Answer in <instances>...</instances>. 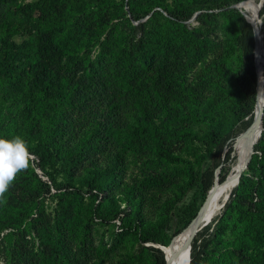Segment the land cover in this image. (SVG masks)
Here are the masks:
<instances>
[{
    "label": "rangeland",
    "instance_id": "rangeland-1",
    "mask_svg": "<svg viewBox=\"0 0 264 264\" xmlns=\"http://www.w3.org/2000/svg\"><path fill=\"white\" fill-rule=\"evenodd\" d=\"M156 1L151 3L152 9L149 13L145 12V8L135 7L136 12L142 14L141 21L149 19L154 10H162L163 7L157 6ZM161 1L169 9L179 7L188 10L191 13L190 19L186 21L188 33L199 38H211L217 44L206 49L204 56L200 54L193 58L188 57L189 51L185 47H175L170 58L166 60L169 70L174 73L169 84L170 91H158L159 75L154 72L159 69L158 63L154 67L141 68L146 82L145 88L151 89L155 95L153 101L159 102L170 111L171 122L175 121L172 128L193 135L190 149L186 148L185 137L172 135L170 132L158 135L154 131L165 114L151 107L149 117L145 116L139 104L142 100L133 92L128 74L120 73L123 71V60L119 49L124 38L128 42L123 53V59H126L127 53L132 49L131 43L142 34L138 30L133 39L130 37L139 21L131 13L127 0H123V3L122 0H75L76 3L71 7L63 0H17L4 5L5 8L0 5L7 25L12 27L6 29L10 31V38L20 46L24 45L21 55L26 58L20 64L22 68H26L27 61L36 54V34L38 27H42V21L51 18H60L63 21L60 37L56 38L59 49L57 62L60 63L63 75L72 83L77 99L76 107L66 108L63 112L67 123L63 124V131L56 136L62 147L48 170L51 174L41 171L37 165V155L29 151V167L17 174L3 199H0L2 217H16L25 207L33 209L30 217H39L42 213L52 242L41 244L38 234L40 226L28 224L30 218L26 220L21 216L24 220L21 224L18 223L19 227L0 229V264H36L44 255L43 252L48 255L53 244L61 247L60 254L53 255L46 264H153L154 253L148 247L157 246L156 241L146 240L151 236L152 229L157 226V235L171 238L182 231L186 222L198 215L211 189H203V175L187 190L182 200L172 209H167V203L178 191L177 186L187 183L189 179L186 169L188 164L156 161L154 151L160 147L169 148L188 160L194 159L191 151L204 153L207 159L201 173L214 170L216 174L218 168L221 173L228 163L225 162L226 157L220 159L219 155H214L210 141L201 140L217 129L215 125L218 120L224 121L226 131L235 132L246 119L242 111V93L235 81L241 65L238 46L235 50L230 49L221 55L225 43H236L233 34L235 21L220 16L215 21L218 24L212 26L202 16L207 9L193 0ZM243 6L246 14V6ZM224 10V7L217 8L215 12ZM263 10L264 8L260 16L264 29ZM119 11L126 13L130 21L120 17L117 13ZM165 23L164 29L167 32L175 31L173 25L167 21ZM262 51L264 52V44ZM156 56L160 59L159 54ZM214 64L219 67V71ZM125 66L127 67L126 62ZM180 66L183 67L181 70ZM95 70H101L102 77L94 74ZM93 75H96L95 78ZM81 93L83 95L78 98ZM86 95L90 96L85 98ZM224 95L226 96L222 105L217 108V113L207 114L199 107L207 103L213 105L215 100ZM18 103L0 92V131L19 120L22 108ZM144 129L149 130L147 134H144ZM244 129L239 130L238 134L242 135ZM0 138H3L1 132ZM247 142L248 140L245 144ZM78 152L83 154L80 156ZM72 154L79 158L68 170L67 165ZM90 166H109L114 170L112 181L95 201L90 193L79 197L76 189L70 191L73 187H67L68 181L78 187L79 180ZM32 169L50 183L49 193L42 191L40 182L31 175ZM244 171V176L252 177L253 171L249 168ZM154 175L159 176V181H146ZM113 195L123 199L121 208L127 209L130 216L125 218V214H116L113 211ZM64 209H68L67 215L62 213ZM223 210L224 208L209 222L211 229ZM134 211L139 213L138 220L133 225L138 234L135 237L127 235L122 239L118 236V231L123 230L124 225L129 227L128 220ZM57 217L62 222L61 234L58 236L60 242H57L58 237L55 234ZM88 221L91 224L86 228ZM83 227L86 230L80 237L77 233H81ZM224 238H231V232L227 231ZM216 259L217 264H222L218 256Z\"/></svg>",
    "mask_w": 264,
    "mask_h": 264
},
{
    "label": "trees",
    "instance_id": "trees-1",
    "mask_svg": "<svg viewBox=\"0 0 264 264\" xmlns=\"http://www.w3.org/2000/svg\"><path fill=\"white\" fill-rule=\"evenodd\" d=\"M153 1L127 0L131 13L139 21L138 25L133 28V35L130 34V37L133 39L134 33L138 30L142 34L131 43L132 49L127 53L126 59H123V53L126 51L128 42L123 37L124 41L119 49V55L123 60V71L120 73L126 72L128 74L133 92L142 100L139 104L142 106L145 116L149 117L151 107L159 109L165 114V117L161 119V123L156 125L154 131L158 135L163 132H170L172 135L185 137L186 148L190 149L189 144L194 140L193 135L190 132L175 131L172 128V124L175 121L171 122L172 115L170 111H168L167 107H162L159 102L155 103L153 101L155 95L151 89L145 88L146 82L142 77L144 75L141 72V68L154 67L158 63L159 69L157 71L156 69L154 70L159 75L158 91L160 93H163L165 89L170 91L171 87L169 84L174 73L169 70L170 66L166 64V60L170 58V54L173 53L172 51L175 50V47H185L189 51L188 57L193 58L199 57L200 54L204 56L206 49H210L213 45L217 46V44L211 38H199L188 33L186 21L190 19L191 13L179 7L173 9L164 7L161 0H157L156 4L163 7L162 10H154L149 19L141 21L142 14L137 13L135 7L145 8V12L149 13L152 9L150 5ZM244 1L246 0H193V2L207 9V11L202 13V16L210 25L216 26L218 23H215V21L220 16L232 18L235 21L233 34L236 43H225L221 55H224L230 49L235 50L236 46H238L240 51L241 65L236 73L235 81L239 91L242 93V111L246 119L241 122V127L238 131L245 129L242 135L238 134V131H226L224 121L218 120L215 125L217 129L212 131V133L209 132L206 135L207 138L205 137L206 139L203 138L201 140L211 142L210 144L214 148V155H219L220 159L226 157L225 162L228 163L217 176L214 170L201 173L203 164L207 159L204 153L191 151L194 159L188 160L181 154H175L169 148L160 147L155 149L154 156L156 161H164L166 164H188L186 169L189 179L187 183L177 186L178 191L175 193L174 198L167 203V209H172L175 204L182 200L187 190L194 186L202 175L203 178L201 180L204 183L203 189L205 191H208L213 186L214 181L215 184L226 181L231 172L233 162L244 146L245 135L253 123L257 112V104L255 106L257 99L256 85L258 89L260 72L256 54V30L243 13L245 7L241 5L238 10L237 7L232 6ZM15 2L17 0H0V5L5 8L4 5ZM63 2L69 7L76 3L75 0H63ZM223 7L225 8L224 11L215 12V9ZM263 8L264 3L261 11ZM209 9H213V11H208ZM117 13L120 17L130 21L126 13L120 11ZM4 16L5 14L0 11V25L2 27L0 31V92L4 95L6 94L8 99L18 101V105L22 108V114L18 121H14V125L11 127L5 126L0 132L3 138L22 137L26 141L29 151L37 155V165L41 171L44 174H51L48 170L59 155V148L62 147L56 136L63 131V124L67 123L63 112L66 108L77 106V99L74 95L75 89L72 87V83L68 82L67 77L63 75L60 63L57 62L59 49L56 38L60 37L59 32L62 29L61 22L63 21L60 18L42 21V27H38L36 34V54L27 61V67L22 68L20 64L23 58H26L25 55H21L24 45L20 46L17 42L12 41L9 36L10 31L6 30L12 27L7 25L8 22ZM165 21L173 25V30L175 31L167 32L164 29ZM22 40H24V34ZM27 42L28 40L25 45ZM156 54L160 55V59ZM214 65L219 71V67L216 64ZM182 68L180 66L179 70ZM93 73L100 74L101 77L103 75L101 70L98 72L95 70ZM95 76L93 75V78ZM82 95L83 93L79 94L78 98H81ZM89 96L86 95L85 98ZM225 96L215 100L213 105L207 103L199 107L204 109L207 114L217 113V108L222 105ZM143 131L145 132L144 134H147L149 130L144 129ZM261 134L259 143L254 146L255 152L248 165L249 170L253 171L252 177L244 176L245 171L242 173L239 184L226 202L223 213L217 223L212 229V225L209 223L196 235L193 241L190 264H217V256L222 264H264V146L262 145L264 143V130ZM259 153L261 156H259ZM78 154L83 153L78 152ZM72 155L67 165L68 170L73 167V164L79 158L76 154ZM113 172V167L100 168L98 166H90L87 167L84 177L79 180L78 187L72 185L71 181H68L67 187H73L70 191L76 189L79 197H84L85 193H90V196L95 201L99 198L101 192L104 191L107 184L112 181ZM31 175L40 182L43 192L49 193L51 191L50 183L47 180H43L35 172V169L31 170ZM146 181H159V176H151ZM84 188H86L85 192ZM112 197L114 199L113 211L116 214H125V218L130 216V213L126 211L127 209L121 208V200L123 199L116 197V195ZM1 212L2 209H0V229L19 227L18 223L21 224L24 219L30 218L28 224L40 226L38 234L41 244L47 245L52 242L48 224L44 220L42 213L39 214V217H30L33 214V209L25 207V209L19 211L16 217L6 218L1 216ZM67 212L68 209H64L62 213L67 215ZM138 217L139 213L134 211L128 220L129 227L124 225L123 230L118 231V236L122 239L127 235L135 237L138 231L133 225L138 220ZM121 218L126 221L124 217ZM190 221L192 219L186 222L184 228L190 224ZM90 224V221H88L85 227H90ZM61 228V218L57 217L56 237L60 236ZM86 228L81 229V233L79 232L77 235L82 237V232ZM227 231L231 232V238L229 239L224 238ZM157 233V226H155L151 231V236L146 240L156 241L157 246L150 245L148 248L154 253L153 264H165V262H168L165 247L171 243L173 237L178 233L171 238H161ZM57 242H60L59 237ZM227 246L230 249H224ZM60 249L59 245L53 244L48 255L43 252L44 255L41 259H38L36 264H46L47 260L53 255L60 254Z\"/></svg>",
    "mask_w": 264,
    "mask_h": 264
},
{
    "label": "bare ground",
    "instance_id": "bare-ground-1",
    "mask_svg": "<svg viewBox=\"0 0 264 264\" xmlns=\"http://www.w3.org/2000/svg\"><path fill=\"white\" fill-rule=\"evenodd\" d=\"M264 3V0H246L241 5L246 6V19L253 25L256 30V54L258 56L257 63L259 62L260 72L258 80V103H257V112L253 120V126L249 128L245 135V144L240 151L238 157L232 164L231 172L223 183H217L209 194L207 200L205 201L204 208L201 207L203 215H205V221L208 220V223L211 222L216 214L220 212L224 207L229 194L235 189L236 183L240 181L238 177L239 174H242L245 170L246 165L255 152L254 146L257 141L258 127L264 126L263 124V115H264V52L262 51L264 44V29H263V19L260 16L261 8ZM243 13H245L243 11ZM244 168V169H243ZM207 205V206H206ZM199 211V212H200ZM202 215V216H203ZM197 217V216H196ZM196 217L191 221V223L185 227L178 235L175 236L173 241L165 247L167 264H188L189 256L192 254V244L193 238L199 233L198 231L194 232L192 228L197 223Z\"/></svg>",
    "mask_w": 264,
    "mask_h": 264
},
{
    "label": "clouds",
    "instance_id": "clouds-1",
    "mask_svg": "<svg viewBox=\"0 0 264 264\" xmlns=\"http://www.w3.org/2000/svg\"><path fill=\"white\" fill-rule=\"evenodd\" d=\"M29 161V148L22 137L0 138V199H3L17 174L29 167Z\"/></svg>",
    "mask_w": 264,
    "mask_h": 264
},
{
    "label": "water",
    "instance_id": "water-1",
    "mask_svg": "<svg viewBox=\"0 0 264 264\" xmlns=\"http://www.w3.org/2000/svg\"><path fill=\"white\" fill-rule=\"evenodd\" d=\"M238 5H239V3L238 4H236L235 5V7H237L238 9H239V7H238ZM254 29V28H253ZM256 89H257V85H256ZM258 99H259V97H258V89H257V99H256V104L258 103ZM256 106V105H255ZM264 130V126H259L258 127V133H257V141L259 140V138H260V136H261V133H262V131ZM252 158V157H251ZM251 160V159H250ZM250 162V161H249ZM249 162L247 163V165H246V167H248V165H249ZM244 169V168H243ZM244 171V170H243ZM242 171V172H243ZM220 173V168H218V170H217V172H216V176L218 175ZM241 175L242 174H239V178L241 177ZM216 176H215V178H216ZM214 184H215V181H214ZM214 184H213V186H214ZM238 184H239V182H237L236 183V186H235V189L237 188V186H238ZM212 186V187H213ZM212 187H211V189H212ZM211 189H210V191H209V194L211 193ZM234 189V190H235ZM233 190V191H234ZM232 193L233 192H231L230 194H229V196H228V198L227 199H229L230 198V196L232 195ZM208 194V195H209ZM204 206H205V202H204V204L202 205V208H204ZM207 206V205H206ZM203 213H202V210L198 213V215H197V217H196V221L195 222H197L194 226H193V228H192V231H193V236H194V232H196V231H198V230H202L204 227H206L207 226V224H208V220L207 221H205V215H203ZM175 238V237H174ZM173 238V239H174ZM173 239L171 240V242L173 241ZM191 259H192V257H191V255L189 256V260H188V264H190L191 263ZM168 262H165V264H167Z\"/></svg>",
    "mask_w": 264,
    "mask_h": 264
}]
</instances>
